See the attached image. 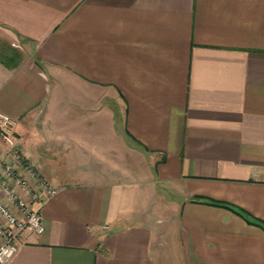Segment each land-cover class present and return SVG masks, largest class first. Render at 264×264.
Returning a JSON list of instances; mask_svg holds the SVG:
<instances>
[{
	"label": "crops",
	"instance_id": "crops-1",
	"mask_svg": "<svg viewBox=\"0 0 264 264\" xmlns=\"http://www.w3.org/2000/svg\"><path fill=\"white\" fill-rule=\"evenodd\" d=\"M0 111L7 264H264V0H0Z\"/></svg>",
	"mask_w": 264,
	"mask_h": 264
},
{
	"label": "built area",
	"instance_id": "built-area-1",
	"mask_svg": "<svg viewBox=\"0 0 264 264\" xmlns=\"http://www.w3.org/2000/svg\"><path fill=\"white\" fill-rule=\"evenodd\" d=\"M16 120L8 113L0 111V134L6 138L13 148L7 156L0 152V165L3 167V174L6 179H1L0 189L6 192L8 200L18 206L21 215L13 212L7 202L0 198V264H7L19 249L18 236L23 233H43L45 224L43 216L38 209H35L29 200H38L40 191L32 185L29 179L38 178L36 170L31 162L25 161L18 148L15 147L12 134ZM16 163L22 164L27 176L19 175ZM14 180L15 185L10 187L9 180ZM41 180V187L48 194L54 195L58 189L50 182ZM25 192V194L23 193Z\"/></svg>",
	"mask_w": 264,
	"mask_h": 264
},
{
	"label": "rangeland",
	"instance_id": "rangeland-1",
	"mask_svg": "<svg viewBox=\"0 0 264 264\" xmlns=\"http://www.w3.org/2000/svg\"><path fill=\"white\" fill-rule=\"evenodd\" d=\"M14 131H15V128H14ZM14 131H13V134H14ZM12 134V135H13ZM1 135V134H0ZM20 167L22 168V170L21 171H19V175H21V176H27L28 174L27 173H25V170H24V167L22 166V164H20ZM34 168H35V166H33ZM19 170V169H18ZM36 170V169H35ZM36 176L39 178L40 176H39V174H38V170H36ZM29 177V179H30V181H31V175H29L28 176ZM32 185H34L35 186V184L34 183H32Z\"/></svg>",
	"mask_w": 264,
	"mask_h": 264
}]
</instances>
